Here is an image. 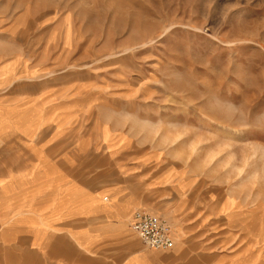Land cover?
Returning a JSON list of instances; mask_svg holds the SVG:
<instances>
[{
	"label": "rangeland",
	"instance_id": "obj_1",
	"mask_svg": "<svg viewBox=\"0 0 264 264\" xmlns=\"http://www.w3.org/2000/svg\"><path fill=\"white\" fill-rule=\"evenodd\" d=\"M10 64L1 92L75 100L82 168L140 171L171 203L141 208L264 264V0H0Z\"/></svg>",
	"mask_w": 264,
	"mask_h": 264
},
{
	"label": "crops",
	"instance_id": "obj_2",
	"mask_svg": "<svg viewBox=\"0 0 264 264\" xmlns=\"http://www.w3.org/2000/svg\"><path fill=\"white\" fill-rule=\"evenodd\" d=\"M12 69L0 68V264H253L252 243L221 249L186 215L169 218L170 249L146 247L132 216L157 202L160 214L170 208L162 188L147 190L140 171L82 168L75 100L40 88L3 93Z\"/></svg>",
	"mask_w": 264,
	"mask_h": 264
},
{
	"label": "built area",
	"instance_id": "obj_3",
	"mask_svg": "<svg viewBox=\"0 0 264 264\" xmlns=\"http://www.w3.org/2000/svg\"><path fill=\"white\" fill-rule=\"evenodd\" d=\"M130 226L148 248L168 250L173 246L170 224L147 209L135 210Z\"/></svg>",
	"mask_w": 264,
	"mask_h": 264
}]
</instances>
